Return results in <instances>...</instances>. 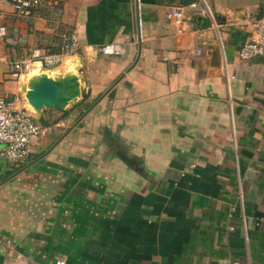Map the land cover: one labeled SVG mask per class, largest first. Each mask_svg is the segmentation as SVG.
Masks as SVG:
<instances>
[{
	"label": "crops",
	"instance_id": "1",
	"mask_svg": "<svg viewBox=\"0 0 264 264\" xmlns=\"http://www.w3.org/2000/svg\"><path fill=\"white\" fill-rule=\"evenodd\" d=\"M41 1L0 7L2 89L20 92L4 60L68 33L55 70L88 93L36 118L59 116L46 155L0 172V264H264V57L238 56L264 0H205L180 33L163 0Z\"/></svg>",
	"mask_w": 264,
	"mask_h": 264
},
{
	"label": "built area",
	"instance_id": "2",
	"mask_svg": "<svg viewBox=\"0 0 264 264\" xmlns=\"http://www.w3.org/2000/svg\"><path fill=\"white\" fill-rule=\"evenodd\" d=\"M41 0H0L1 5L8 4L20 16L27 17L32 9L39 6ZM191 14L185 16L184 6L172 4L166 13L168 21L172 22L178 33L184 30L185 21L193 19L194 14L208 16L212 13L205 0H194L187 5ZM215 24V23H214ZM252 32L243 40L238 49V56L242 60L254 57H264V8L252 21ZM6 34L5 27L0 24V38ZM79 46L73 35L64 33L60 38V47L57 51L47 52L41 47L27 48L24 54L4 60L7 65L5 76L7 79L18 82L23 74L34 67L57 68L65 56L78 50ZM122 45L118 43L103 44L98 48L102 55H119ZM198 52V51H197ZM57 126L46 127L37 122L29 112L22 93H6L0 81V159L12 163H24L32 153L33 145L44 136L48 130ZM3 242L0 240V246ZM53 264H65L64 260L56 259Z\"/></svg>",
	"mask_w": 264,
	"mask_h": 264
},
{
	"label": "water",
	"instance_id": "3",
	"mask_svg": "<svg viewBox=\"0 0 264 264\" xmlns=\"http://www.w3.org/2000/svg\"><path fill=\"white\" fill-rule=\"evenodd\" d=\"M65 66V63L64 65ZM56 68L34 67L19 79L20 92L29 112L35 117L42 116L46 109H54L65 112L86 98L88 89L81 78V71H65L61 73ZM32 73V74H31ZM122 78V75L108 87L96 100L89 105L76 119L67 127L62 137L67 135L78 123L93 109L112 86ZM61 137V139H62ZM51 150V147L49 148ZM48 150L41 153L26 166L40 160Z\"/></svg>",
	"mask_w": 264,
	"mask_h": 264
},
{
	"label": "rangeland",
	"instance_id": "4",
	"mask_svg": "<svg viewBox=\"0 0 264 264\" xmlns=\"http://www.w3.org/2000/svg\"><path fill=\"white\" fill-rule=\"evenodd\" d=\"M12 57H10L9 59H11ZM79 105V103L77 104V105H75V106H73V107H76V106H78ZM89 107V106H88ZM87 107V108H88ZM86 108V109H87ZM72 109V108H71ZM57 117H59V116H57ZM56 117V118H57ZM35 118H39V116H37V115H35ZM53 119V118H48V122H46V127H51V125H50V123L51 122H54V121H57V119ZM51 130V129H50ZM50 130H48V132L44 135V136H42V138H40L36 143H35V150H34V155L36 156V155H39V154H41V153H43L46 149H48L49 148V146H51L52 145V143H54L58 138H59V136L60 135H57L56 136V134H53L54 132H52V130L50 131ZM50 131V132H49ZM46 137H48L49 139L48 140H46L45 138ZM45 139V140H44ZM43 140V141H42ZM44 142L46 143V144H44ZM45 145V146H44ZM6 165H7V162H6V160H3V159H0V172L2 173L5 169H6ZM91 168V167H90ZM89 168V169H90ZM88 169V170H89Z\"/></svg>",
	"mask_w": 264,
	"mask_h": 264
},
{
	"label": "trees",
	"instance_id": "5",
	"mask_svg": "<svg viewBox=\"0 0 264 264\" xmlns=\"http://www.w3.org/2000/svg\"><path fill=\"white\" fill-rule=\"evenodd\" d=\"M164 2H166V3H168V4H170V5H172V4H176V5H180V6H187L188 4H190L192 1H194V0H163ZM42 1H40V4H39V6H37L36 8H34V9H32V10H35V9H38L42 4ZM36 46H38V47H41V48H43L44 50H46L47 52H53V51H57L58 49H59V47H60V38H59V42H58V44H57V46H55V49L54 48H50V47H47V46H39V45H36ZM83 103V101L82 102H80L79 103V105L80 104H82ZM87 106H89V105H87ZM87 108V107H86ZM67 113L65 112V113H63L61 116H64V115H66ZM58 118V117H57ZM58 120V119H57ZM39 122H40V124L41 125H43V126H46L45 124H46V122H48V119L47 118H40L39 119ZM38 122V123H39ZM57 122H59V121H54V122H51L50 123V125L52 126V124H54V123H57ZM40 155V154H39ZM38 155H36L35 157H37ZM35 157H33L32 159H34ZM27 162V161H26Z\"/></svg>",
	"mask_w": 264,
	"mask_h": 264
}]
</instances>
